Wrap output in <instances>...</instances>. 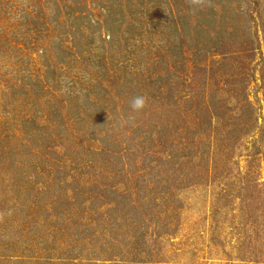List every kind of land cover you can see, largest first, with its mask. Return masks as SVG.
Wrapping results in <instances>:
<instances>
[{"label": "rangeland", "instance_id": "374dc122", "mask_svg": "<svg viewBox=\"0 0 264 264\" xmlns=\"http://www.w3.org/2000/svg\"><path fill=\"white\" fill-rule=\"evenodd\" d=\"M0 264H264V0H0Z\"/></svg>", "mask_w": 264, "mask_h": 264}, {"label": "clouds", "instance_id": "9594fccd", "mask_svg": "<svg viewBox=\"0 0 264 264\" xmlns=\"http://www.w3.org/2000/svg\"><path fill=\"white\" fill-rule=\"evenodd\" d=\"M146 98L143 96H137L132 99L130 106L133 111H140L145 107Z\"/></svg>", "mask_w": 264, "mask_h": 264}]
</instances>
